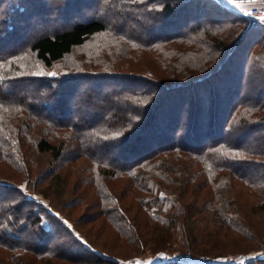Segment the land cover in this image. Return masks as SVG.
Wrapping results in <instances>:
<instances>
[{
	"label": "trees",
	"instance_id": "trees-1",
	"mask_svg": "<svg viewBox=\"0 0 264 264\" xmlns=\"http://www.w3.org/2000/svg\"><path fill=\"white\" fill-rule=\"evenodd\" d=\"M46 2L7 0L0 10V247L13 250L10 262L0 254V264L19 263V249L42 264L58 257L117 263L93 249L84 232L78 235L67 223L70 214L37 194L41 185L47 197L78 192L65 202L71 209L95 192L89 197L93 215L134 244L156 240L157 256L181 223L190 254L212 264H225L220 259L241 251L242 242L259 241L257 226L236 208L250 205L239 196L241 184L243 192L264 194V22L218 0H101L97 7L89 0H49V12ZM168 23L177 30L164 33ZM161 24L164 35L152 33ZM180 41L189 45L185 51L175 50ZM193 43L198 48L191 50ZM112 46L128 54L156 51L170 74L140 73L148 75L149 90L141 78L110 80L113 75L102 71L112 59L98 54ZM189 53L193 62L179 64ZM84 78L94 80L79 86ZM28 128L33 132L26 136ZM28 152L32 158L48 153L51 162L26 172ZM165 153L187 159L162 161ZM15 169L29 176L25 183L10 178ZM155 176L169 188L149 185ZM193 182L192 205L176 211ZM132 183L143 195L123 204L114 188L125 192ZM256 204L254 217H263L264 202ZM65 235L72 252L59 244ZM259 248L264 254V244ZM248 264H264V256Z\"/></svg>",
	"mask_w": 264,
	"mask_h": 264
},
{
	"label": "rangeland",
	"instance_id": "rangeland-1",
	"mask_svg": "<svg viewBox=\"0 0 264 264\" xmlns=\"http://www.w3.org/2000/svg\"><path fill=\"white\" fill-rule=\"evenodd\" d=\"M63 1H65V0H63ZM63 1L61 0V3ZM83 1L85 3V0H83ZM218 1L221 3L224 2V0H218ZM262 1H264V0H262ZM89 2H91V3L93 2V5L95 4L94 6L97 7V5H99V3H101V0H89ZM6 5H7V0L5 2L4 6H0V8H1L0 10H4L7 7ZM46 5L48 6V12H49L51 10V7L49 5V0H47ZM211 7L212 6H210V7L208 6V10H206V13L212 12ZM92 8H93V6H92ZM93 11L94 10H92V13H93ZM43 12H44V14H41V15L38 14L37 17L43 18L45 16V14L47 13L45 11H43ZM212 14H214V13H212ZM34 16L35 15L33 13V17H31V18H34ZM167 17H169V16H167ZM162 18H165V17H162ZM172 18H177V17L173 16ZM179 18L181 19V16H179ZM109 19H111V17H109ZM32 22H33V20H32ZM263 22H264V20H263ZM186 27L187 26L184 25L182 30H185ZM162 28H163L162 24L157 25L156 28L154 29V31H152V33L155 32L157 35H159V34L164 35V33H169V32H173V31L177 30V29H175V27L171 26L169 23L166 25V30H165L166 32L163 33L161 31H159V29H162ZM98 41H99V43H101L102 41H106V37H102V38L98 39ZM174 43H175V50L181 49V50L185 51L186 50L185 47L189 46L187 44V42L180 41V42H174ZM104 45H106V44H104ZM106 46L108 47V45H106ZM190 47H192L191 48V50H192V49L198 48V45L193 43L192 46H190ZM170 50H172V48ZM76 51H77V49H76ZM76 51H74V54L76 53ZM136 52H139V51H134V52H131L128 54V53H125L123 51V49H120V47H113V46L111 48L102 49V51H99L98 55L99 56L102 55V56L109 57L112 59L109 62V65L107 66L108 70L105 69V71L103 70L102 72H105L106 76L107 75H113L110 80L115 79V77H117V75H121L120 77H118L120 79L125 78V76H133V77L141 78L142 80H145V81H141V83L143 85L145 84L148 87L146 90H149L152 87V85L150 83H146V81H147L146 79L148 78L147 77L148 75H144V74H140V73H144V72L147 73L148 72V74L152 73L153 75L156 74L158 76L170 74V71L164 66L163 62H160L161 55L156 53V51H154V52L146 51L143 53L139 52L138 54H136ZM158 52H159V50H158ZM175 58H177L176 55H175ZM234 61L235 60H233V62ZM190 62H193V58L190 56V53H189V56H187V58H185V56H183V57H180V60L178 61L179 64H183V65L186 64L187 66L190 64ZM77 71L80 72L79 69ZM140 76H143V77H140ZM253 77H255V75L252 76V78ZM262 77H264V76H262ZM92 80H94V79L84 78V79H81L78 82V84H79V86L89 85ZM148 80L151 81L150 79H148ZM113 86H116V85H113ZM117 86L119 87L120 85H117ZM259 88L262 89L264 87H259ZM261 89H260V91H261ZM244 93L248 94L249 92H243V94ZM104 94H105V92H104ZM101 95H103V94L101 93ZM114 102H117V101H114ZM74 113L76 114L75 111H74ZM86 113H87L86 111H83L81 114H86ZM157 123L160 127L163 126V123L161 121L157 120ZM24 132H27L26 136H28V134L29 133L31 134L33 131L29 130V128H28V129H24ZM67 154H69L68 157H71L70 151L67 152ZM26 155H27V165L24 166V169H23L26 172L30 171L31 166H34L33 170L36 171V169L45 167V166L49 165V163L51 162V157L48 153H44V154L38 153L33 158H32L31 153H29V152ZM29 155L31 157L30 158L31 164L29 163ZM167 155H169V154H166V153L162 154V156H160L161 160L162 161L167 160V161L173 162L175 164V162L179 163L182 159L183 160L187 159V157L186 158L183 157V153L177 155L176 157H175V153H173V155H170L173 158H171ZM4 162L5 161L0 162V168H1V164ZM169 162H167L168 165L170 164ZM182 163L184 164L183 161H181V163H179V164H182ZM3 171H4V169H3ZM10 171H11L9 174L10 178L16 179L14 181L18 180L20 182L23 181L25 183V181L29 177L25 174V171L19 172L16 169L10 170ZM150 178L151 179L148 180V182L150 183L149 185H152V183L157 185L159 182V184H162L164 187L169 188V184L164 179L159 178L157 176L150 177ZM13 179H9V181L13 180ZM151 181H152V183H151ZM133 184L134 183H132L130 185H133ZM193 185H194V182L192 184L189 183L188 185H186L188 195L185 199H181V198L179 199V204L175 208L176 211H179L180 206L183 207V209L184 208L188 209L189 206L192 205L191 201H193V199H192V194H191V188ZM241 185H242V187L238 188V190L240 191L239 196L241 197L242 200H244V197H245V199H249L250 205L249 206L247 205L248 207L246 205L240 207V205H239L240 202H239L237 204L238 208H236V209H238L242 213V218L244 217L245 219H247L251 223H254L257 226V228L259 230V234H261V237H260L259 241L247 240L245 242H242V246L244 247L242 250H245V249H247V250H245V251L241 250V251H237L235 253H231L230 255L226 256V258L237 256V255L240 256L241 254L243 256L248 255V256H244V258L242 257L244 263L248 264L250 262V260H254L257 257L264 256L263 253L261 255H259V252L262 249L259 247L264 244V216L263 217H261V216L254 217V215L256 214L254 212L256 207H257L256 203L259 202V204L262 205V203L264 202V194L260 191L252 192L250 190H247L253 194V195H249V194H247V191L243 192L244 185L243 184H241ZM41 186L39 187V189H38L39 191H37V194L40 195L41 197H46L48 200H50V203L53 204L56 209H58L60 211H64L67 215L70 214V217H71L73 222H70L68 220L67 223L69 225H71L72 228H74V229H75V227L77 228V230L79 231L78 235H80L81 233L83 234V232H84V237L89 238L94 243L93 245H95V247H97V248H93V249H96V250L100 249L99 251L98 250L97 251L100 254H102L103 257H105V258H110V257L114 256V257H112V259L117 260L116 264H157L160 262L170 264L171 261H177L178 264H188L187 261L189 258H183L182 260H180L179 258H182L183 255L194 256V255H191L192 253L189 251L190 246L188 245V240L186 239V234L184 232L183 223H181L180 227L172 228V234H173L172 238L170 239L169 243H166L167 245H166V248L164 249L165 251L161 252L162 254L157 256L156 254H158L161 250L160 249L157 250L156 246H154L153 241H156V240H154L150 237L149 238L145 237V240H143V246L141 245V243L138 242V244L142 246V247H140L138 244H134L132 239H126V238L124 239L123 236L119 235L116 232V230L112 227V223L107 222L103 218L102 215L101 216H99V214L93 215V214H96L95 213L96 209L92 208V206L90 204L91 201L89 200V197L94 196L95 192H93V194L90 191L88 193L86 192L87 198L89 201L88 206H86L88 204V201H85L83 203H78V206L71 209V208H66L65 202L69 201L74 196H76L78 192L74 195L72 192H71L72 194L71 193H69V194L67 193L66 195L63 194L60 198H55L54 195H50L47 197L46 195H44V193L42 191H40ZM113 187H115V186L113 185ZM170 187H171L170 191L175 190L174 191L175 194L179 193L178 187H175V186H170ZM127 189H128L127 191L122 192V188H121V190L117 189L116 187L114 188L116 195L118 196L120 202H122L123 204L127 203L131 199V197H133V195H137V196L143 195V193H142L143 191L141 192L140 190H144V189L140 185L128 186ZM92 190L94 191L93 186H92ZM192 191H193V189H192ZM255 193L257 194L258 199H256V196L254 195ZM233 195H236L235 192L233 193ZM173 197H174V194H173ZM255 201H256V203H255ZM187 209H185V210H187ZM249 214H251V215H249ZM252 214H253V216H252ZM97 216L100 218H96ZM204 216L205 217L208 216V213L207 214L205 213ZM91 218H96V219H94V221L90 222ZM252 218L254 219V221L252 220ZM148 219H150V218H148ZM211 227H213L212 224H211ZM246 227H247V231H249L250 233H253V228L251 226L247 225ZM146 228H148L147 225H145L144 229H146ZM158 229L160 230V228H158ZM155 233H157V232L154 231L153 234H155ZM68 238L69 237L67 235H65V237L63 236L62 241H59V244L62 245L61 247H64L65 249L72 252L74 250L70 249V246H72V245L69 244L71 242L67 241ZM70 241H72V240L70 239ZM84 243H87V241L85 240ZM204 244L207 245V243H204ZM234 248H235L234 246H231V245L228 246L229 250H232ZM76 249H77V247H76ZM134 249H136L138 251V253L134 252ZM78 250L83 252V250L81 248ZM11 251H13V250H11ZM11 251L10 250L6 251V249L0 247V254L4 255L6 257V260H8V262H10L9 260H11L10 256L13 255V252H11ZM15 254L17 256L19 254L20 261L18 263L17 260L13 259L12 261L14 262V264H16V262L18 264H42V262L44 261V259L42 261L39 258H37L31 251L26 252L25 250L19 249L17 251V253H15ZM110 255H112V256H110ZM198 256H200V255H198ZM203 256L206 257L205 255H203ZM171 257H173V258H171ZM223 258H225V257H223ZM220 260H221V262H223L222 259H220ZM199 261H201V260H199ZM51 262L53 264H88V263H90V262L87 263V262H82V261H78V260H71V258L60 259L59 257L53 258L51 260ZM201 262H203V261H201ZM212 263H214V262L212 261ZM212 263L210 261H206L203 263L196 262V264H212ZM11 264H13V263H11Z\"/></svg>",
	"mask_w": 264,
	"mask_h": 264
},
{
	"label": "built area",
	"instance_id": "built-area-1",
	"mask_svg": "<svg viewBox=\"0 0 264 264\" xmlns=\"http://www.w3.org/2000/svg\"><path fill=\"white\" fill-rule=\"evenodd\" d=\"M223 3L228 9L234 11L238 15L256 18L262 21L264 20V1L262 0H224ZM244 256L241 254L240 256L237 255L229 258L225 257L222 258V261L225 264H245L242 259V257L244 258ZM183 258H189L187 261L188 264H196V262H206L203 258H198L195 256L183 255L182 258L179 259L182 260Z\"/></svg>",
	"mask_w": 264,
	"mask_h": 264
}]
</instances>
